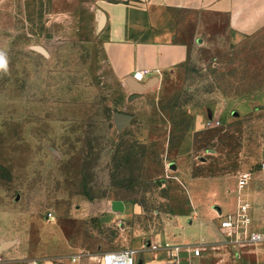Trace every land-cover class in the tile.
<instances>
[{
    "label": "rangeland",
    "instance_id": "374dc122",
    "mask_svg": "<svg viewBox=\"0 0 264 264\" xmlns=\"http://www.w3.org/2000/svg\"><path fill=\"white\" fill-rule=\"evenodd\" d=\"M259 1L233 9L237 43L226 0L176 6L186 61L132 93L104 61L103 20L88 0H0V260L65 264L77 254V264H98L102 252L145 248L163 234L208 238L200 225L218 232L243 172L251 227L264 231ZM244 100L251 110L240 113ZM219 246L201 263L264 264V241Z\"/></svg>",
    "mask_w": 264,
    "mask_h": 264
},
{
    "label": "crops",
    "instance_id": "0c3cea01",
    "mask_svg": "<svg viewBox=\"0 0 264 264\" xmlns=\"http://www.w3.org/2000/svg\"><path fill=\"white\" fill-rule=\"evenodd\" d=\"M39 1L34 0V5L44 6L42 0ZM226 1L229 7L227 8L229 9V38L237 43L244 37V33L241 22H237L234 16L233 9L241 3L244 6L245 0ZM262 2L263 0L257 2V5ZM196 5L204 4L202 0H88V9L92 12L93 20H97L100 16L103 20L97 30L101 38L104 61L114 77L121 81L128 91L132 93L145 91L155 85L163 74L172 72L186 61L189 45L180 39L181 24L175 13V7L190 9ZM138 71H143V78L136 81L133 75ZM135 97L132 96L131 99ZM256 99L261 103L264 101V95L257 96ZM236 105L240 113L251 110L250 101L244 100L237 102ZM192 130L198 131L195 118L192 121ZM200 226L205 228L208 238H205L203 234L193 243L176 239L169 242L168 236L163 234L157 241L158 244L150 242L151 245L159 248L165 245L181 246L177 252L173 251L175 258L162 249L150 250L148 248L150 243H146L145 248H131L136 250V264H202L200 256H193L190 248L184 247L201 243L217 244L221 240H219L218 232H211L205 226ZM211 250L214 252L216 249ZM81 257L82 255L71 254L64 263L77 264ZM72 258H75V261H71ZM33 261L36 264L50 262L37 258L32 259L30 263L32 264ZM0 264L11 263L0 260Z\"/></svg>",
    "mask_w": 264,
    "mask_h": 264
},
{
    "label": "built area",
    "instance_id": "2783aa9c",
    "mask_svg": "<svg viewBox=\"0 0 264 264\" xmlns=\"http://www.w3.org/2000/svg\"><path fill=\"white\" fill-rule=\"evenodd\" d=\"M142 78L143 71H138L133 75V79L136 81L142 80ZM208 123L210 124V122ZM250 179L251 174L249 172H243L238 175L236 179L237 199L235 209L232 212L218 217L216 228L222 240L217 244L201 243L192 246H185L184 248H190L193 256L199 257L201 256V252L207 249H217L220 247L219 244H222L223 246L243 247L264 241V231L252 229L249 216V205L243 198H241L242 191L247 187ZM50 215L51 214H48V217ZM148 248L150 250H165L175 258L176 255L173 254V251L177 252L181 246L170 247L165 245L159 248L156 245L150 244ZM135 254L136 250L132 249L111 250L100 253L96 257V261L98 264H136ZM71 261H75V258H72ZM32 264H36V262L33 261Z\"/></svg>",
    "mask_w": 264,
    "mask_h": 264
},
{
    "label": "clouds",
    "instance_id": "9594fccd",
    "mask_svg": "<svg viewBox=\"0 0 264 264\" xmlns=\"http://www.w3.org/2000/svg\"><path fill=\"white\" fill-rule=\"evenodd\" d=\"M7 68V60L3 56V54H0V70H6Z\"/></svg>",
    "mask_w": 264,
    "mask_h": 264
},
{
    "label": "water",
    "instance_id": "95a60500",
    "mask_svg": "<svg viewBox=\"0 0 264 264\" xmlns=\"http://www.w3.org/2000/svg\"><path fill=\"white\" fill-rule=\"evenodd\" d=\"M40 49V48H39ZM153 82V81H152ZM152 82H150V83H152ZM120 116V119H123L125 116H123V115H119ZM140 264V263H139Z\"/></svg>",
    "mask_w": 264,
    "mask_h": 264
}]
</instances>
